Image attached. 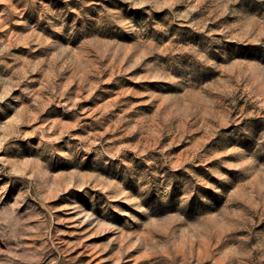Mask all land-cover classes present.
Instances as JSON below:
<instances>
[{"label": "rangeland", "instance_id": "rangeland-1", "mask_svg": "<svg viewBox=\"0 0 264 264\" xmlns=\"http://www.w3.org/2000/svg\"><path fill=\"white\" fill-rule=\"evenodd\" d=\"M0 264H264V0H0Z\"/></svg>", "mask_w": 264, "mask_h": 264}]
</instances>
